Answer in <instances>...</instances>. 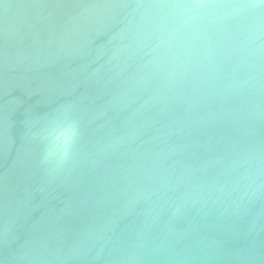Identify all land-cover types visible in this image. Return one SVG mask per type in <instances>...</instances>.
<instances>
[{
	"label": "water",
	"instance_id": "1",
	"mask_svg": "<svg viewBox=\"0 0 264 264\" xmlns=\"http://www.w3.org/2000/svg\"><path fill=\"white\" fill-rule=\"evenodd\" d=\"M0 264H264V0H0Z\"/></svg>",
	"mask_w": 264,
	"mask_h": 264
},
{
	"label": "clouds",
	"instance_id": "2",
	"mask_svg": "<svg viewBox=\"0 0 264 264\" xmlns=\"http://www.w3.org/2000/svg\"><path fill=\"white\" fill-rule=\"evenodd\" d=\"M71 131L70 130H65L64 136H65V143L68 142V140L71 138Z\"/></svg>",
	"mask_w": 264,
	"mask_h": 264
}]
</instances>
